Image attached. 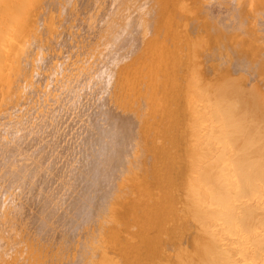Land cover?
Listing matches in <instances>:
<instances>
[{
	"label": "bare ground",
	"instance_id": "6f19581e",
	"mask_svg": "<svg viewBox=\"0 0 264 264\" xmlns=\"http://www.w3.org/2000/svg\"><path fill=\"white\" fill-rule=\"evenodd\" d=\"M0 264H264V0H0Z\"/></svg>",
	"mask_w": 264,
	"mask_h": 264
}]
</instances>
